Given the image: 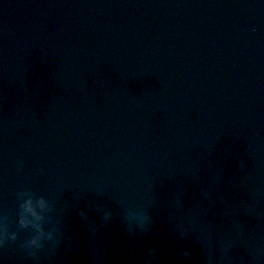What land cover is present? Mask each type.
<instances>
[{
  "label": "water",
  "instance_id": "water-1",
  "mask_svg": "<svg viewBox=\"0 0 264 264\" xmlns=\"http://www.w3.org/2000/svg\"><path fill=\"white\" fill-rule=\"evenodd\" d=\"M0 215V264H264V0H0Z\"/></svg>",
  "mask_w": 264,
  "mask_h": 264
},
{
  "label": "clouds",
  "instance_id": "clouds-1",
  "mask_svg": "<svg viewBox=\"0 0 264 264\" xmlns=\"http://www.w3.org/2000/svg\"><path fill=\"white\" fill-rule=\"evenodd\" d=\"M20 199L19 222L22 227H33L35 234L31 239L25 242L30 254L37 256L39 250L45 246V241L52 239L54 232L47 231L44 228V221L46 219V212L51 210L52 204L44 195L38 194L32 190H22L18 193ZM86 216V213H83ZM4 217L0 215V246H3L9 239L16 240L18 238L17 232L9 233L4 223ZM141 222L149 223V217L141 216ZM181 256L187 257L189 253L182 251Z\"/></svg>",
  "mask_w": 264,
  "mask_h": 264
}]
</instances>
